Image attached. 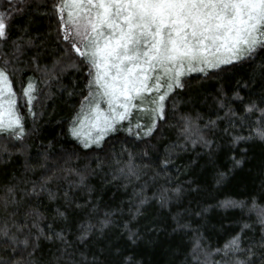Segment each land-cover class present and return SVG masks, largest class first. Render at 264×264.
Segmentation results:
<instances>
[{
  "label": "snow or ice",
  "instance_id": "6c2138e0",
  "mask_svg": "<svg viewBox=\"0 0 264 264\" xmlns=\"http://www.w3.org/2000/svg\"><path fill=\"white\" fill-rule=\"evenodd\" d=\"M250 142L264 145V0H0V264H145L160 232L180 238L175 264H264V170L258 192L215 203L170 171L205 150L219 188ZM93 178L123 195L104 201ZM213 209L234 217L223 243Z\"/></svg>",
  "mask_w": 264,
  "mask_h": 264
},
{
  "label": "trees",
  "instance_id": "16d2710c",
  "mask_svg": "<svg viewBox=\"0 0 264 264\" xmlns=\"http://www.w3.org/2000/svg\"><path fill=\"white\" fill-rule=\"evenodd\" d=\"M46 24V20L38 19L34 24V27L43 31ZM44 103L46 114L40 121L42 130L37 133V136L47 144V139L44 138L47 137L48 139H51L59 131V127L55 121L63 114L65 106L59 97H56L53 100H47ZM37 110H39V105H37ZM27 126L29 128L32 126L30 119ZM237 131H239V129H237ZM243 134L246 135L247 133L244 132ZM168 139L169 138L166 137L161 143L167 142ZM170 139H175L174 133L171 134ZM217 143L221 144V147L217 149L216 167L223 168L230 164L228 156H230L231 153H228L227 151L229 147L227 140H217ZM38 144L39 140L36 141V145ZM36 145H34L33 151H35ZM57 147H59V145H57ZM245 147L248 149V152L246 154L244 166L235 170V172L229 176L226 183L219 188L214 183L215 169L213 165L208 162V157L204 154L205 150L202 149H197V151L201 152L199 159L196 158L195 152L181 153L180 158L177 161L178 164L187 165L189 158L196 159V163L192 164L190 167L184 168L178 177L174 168L170 169L171 174L178 180H194L197 184H200L203 189L201 194L198 196H195V194L192 195L202 202L215 203V198L223 199L225 195L234 196L238 199L245 198L250 193H255L259 190L260 174L261 171L264 170V145L259 142L241 144L240 148L236 149L237 154H242L240 149ZM20 162L22 163V159ZM12 166L15 165H10V167ZM92 183L98 186L99 191L96 194L101 196L104 201L110 203L118 201L123 195V189L117 190L113 185H106L100 188L98 179L93 178ZM114 193L115 195H113ZM208 217L211 224L215 225L219 232L218 235L215 232L213 233L214 242L223 243L224 239H226V233L230 232L234 227V225L229 224V220L234 217L231 213L225 215L222 210L219 209H213L208 213ZM221 223L224 225V231L219 230ZM170 232L171 230L169 229V233ZM179 243V236L175 234L165 235L164 232H160L156 237L155 244L148 246L142 244L140 246L137 251L141 253V256L138 258H142L145 261V264H175L176 257L172 255V251Z\"/></svg>",
  "mask_w": 264,
  "mask_h": 264
}]
</instances>
